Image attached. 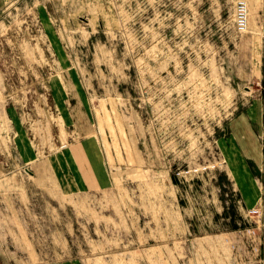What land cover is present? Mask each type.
Segmentation results:
<instances>
[{
	"label": "rangeland",
	"instance_id": "rangeland-1",
	"mask_svg": "<svg viewBox=\"0 0 264 264\" xmlns=\"http://www.w3.org/2000/svg\"><path fill=\"white\" fill-rule=\"evenodd\" d=\"M0 0V264H264V0Z\"/></svg>",
	"mask_w": 264,
	"mask_h": 264
},
{
	"label": "built area",
	"instance_id": "built-area-1",
	"mask_svg": "<svg viewBox=\"0 0 264 264\" xmlns=\"http://www.w3.org/2000/svg\"><path fill=\"white\" fill-rule=\"evenodd\" d=\"M234 26L237 31L244 32L248 27V9L245 0H235L234 2Z\"/></svg>",
	"mask_w": 264,
	"mask_h": 264
}]
</instances>
